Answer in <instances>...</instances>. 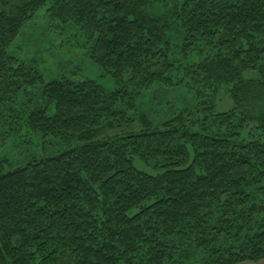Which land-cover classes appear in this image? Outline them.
Returning <instances> with one entry per match:
<instances>
[{
	"label": "trees",
	"instance_id": "1",
	"mask_svg": "<svg viewBox=\"0 0 264 264\" xmlns=\"http://www.w3.org/2000/svg\"><path fill=\"white\" fill-rule=\"evenodd\" d=\"M155 2L162 0H0V120L12 116L6 106L21 89L40 85L44 105L26 104L17 116L25 124H17L62 146L16 168L2 164L0 264L264 260V0H179L176 28L149 13ZM46 6L52 21L93 39L92 58L118 87L46 81L8 52ZM171 74L200 99L206 88L229 85L235 107L160 126L141 116L144 128L133 130L128 111L140 91L168 84Z\"/></svg>",
	"mask_w": 264,
	"mask_h": 264
},
{
	"label": "rangeland",
	"instance_id": "2",
	"mask_svg": "<svg viewBox=\"0 0 264 264\" xmlns=\"http://www.w3.org/2000/svg\"><path fill=\"white\" fill-rule=\"evenodd\" d=\"M26 1L28 0H10V6ZM178 3L179 0H162L159 3L155 2L151 9L148 8V11L155 17L166 16L170 20L173 8ZM47 7L40 9L35 17L24 26L21 33L8 46V52L37 67L46 81L66 77L73 81L93 80L108 91L118 87L113 76L106 73L92 58L93 39L77 25L63 26L58 21H52L47 14ZM170 21L173 24V21ZM170 35L174 44L181 42L176 40L179 34L170 33ZM174 52L176 53L174 55L184 61L179 50ZM192 62L193 58L185 59L184 64L188 65ZM246 77L251 80L258 79L256 72H249ZM169 78L171 81L168 84L158 83L149 91H140L134 108L128 111L129 117L133 118L131 122L133 130L137 127L144 128V125L140 123L141 116L147 117L151 124L160 126L180 114L196 122L203 116L210 118L208 115L228 111L235 107L229 92L230 86L227 84L206 88L205 97L200 99L195 88L176 84L180 81L177 74H171ZM44 103L41 86L37 85L33 89L25 86L16 97V102L7 104V113L11 111L13 113L8 119L4 117L0 120V171L3 169L2 164L6 170L16 168L25 165L32 158L43 159L55 155L62 148L57 139L40 133H27L25 127L22 129L23 125L17 124V122L25 124V121L17 116L18 114L26 115L23 113L26 104L36 107ZM201 103H204V106H201ZM54 112L52 109L49 111L51 115ZM207 127L217 130V126L209 121ZM113 130L115 129L104 131V134L113 133ZM136 165L142 170L153 172L151 167L139 160H136Z\"/></svg>",
	"mask_w": 264,
	"mask_h": 264
},
{
	"label": "crops",
	"instance_id": "3",
	"mask_svg": "<svg viewBox=\"0 0 264 264\" xmlns=\"http://www.w3.org/2000/svg\"><path fill=\"white\" fill-rule=\"evenodd\" d=\"M264 260L259 262V263H254V262H245V263H240V264H263Z\"/></svg>",
	"mask_w": 264,
	"mask_h": 264
}]
</instances>
